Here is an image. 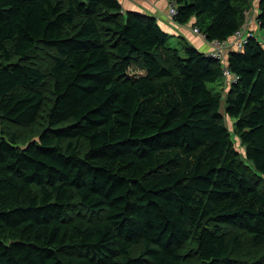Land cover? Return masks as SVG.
Here are the masks:
<instances>
[{"label": "trees", "instance_id": "trees-1", "mask_svg": "<svg viewBox=\"0 0 264 264\" xmlns=\"http://www.w3.org/2000/svg\"><path fill=\"white\" fill-rule=\"evenodd\" d=\"M168 1L207 43L253 2ZM246 34L223 95L220 62L119 0H0V264H264V44Z\"/></svg>", "mask_w": 264, "mask_h": 264}, {"label": "crops", "instance_id": "crops-1", "mask_svg": "<svg viewBox=\"0 0 264 264\" xmlns=\"http://www.w3.org/2000/svg\"><path fill=\"white\" fill-rule=\"evenodd\" d=\"M119 2L122 6V13L135 12L145 16H152L153 18H155L159 27L162 29L163 32L167 34L169 38V43H174V45L177 46H179V44H187L202 53H208L210 51L209 44L205 40L193 34L192 30L195 27L196 23L195 18H192L185 25H178L173 20H170L168 18V0H119ZM257 2L258 0H253V5L251 3V6L245 12L244 23L240 27V29H243L246 33H251L256 36L258 34V31H262L257 26ZM261 44H264V39ZM227 51L229 53L230 51H232V49L229 48ZM227 56L228 54H225V65ZM142 75H144V72H142ZM214 86L219 88V90L215 88H210L214 91V93H220L224 95V93L228 91L223 81L217 83ZM223 110H225L224 102ZM231 121L235 124L234 120Z\"/></svg>", "mask_w": 264, "mask_h": 264}, {"label": "built area", "instance_id": "built-area-1", "mask_svg": "<svg viewBox=\"0 0 264 264\" xmlns=\"http://www.w3.org/2000/svg\"><path fill=\"white\" fill-rule=\"evenodd\" d=\"M175 15H176V8L174 4L169 3L168 18L170 20H173V17ZM192 31L193 34L205 40V37L202 35L201 32L198 31V29L193 28ZM248 38H249V34H246V32L243 29H239L238 31L235 32L233 39L231 41H212L208 43L210 46V51L208 52L207 55L212 59L221 63L222 79L227 89L237 81V77L232 75L231 72L228 70L227 66L225 65L224 62L225 52L229 48H231L233 51L236 52H242L244 50Z\"/></svg>", "mask_w": 264, "mask_h": 264}, {"label": "rangeland", "instance_id": "rangeland-1", "mask_svg": "<svg viewBox=\"0 0 264 264\" xmlns=\"http://www.w3.org/2000/svg\"><path fill=\"white\" fill-rule=\"evenodd\" d=\"M253 5V3H252ZM257 38L260 40V41H263L264 39V31H258V34H257ZM225 54H228V51L225 52ZM39 56V60H37V62L41 65H46L48 62H49V58L50 56L46 55L44 58L41 57L40 55ZM2 58H0V61H1ZM137 69V68H136ZM132 74V73H130ZM210 88H215L217 90H219L218 87H215L214 85H209ZM223 102L224 100L222 99V105L220 106V113L223 117V124L226 126V128L228 129L231 137H232V140L234 142L233 146L235 147V149L241 154V156L243 157V152H244V147L241 146V143H240V140L238 138V136L236 135L235 133V124L232 123V121L230 119L227 118L226 116V113H225V110H223ZM44 110H45V107H44ZM43 110V111H44ZM41 123V122H40ZM44 129H45V126H44ZM260 191L264 193V186L262 183H260Z\"/></svg>", "mask_w": 264, "mask_h": 264}, {"label": "bare ground", "instance_id": "bare-ground-1", "mask_svg": "<svg viewBox=\"0 0 264 264\" xmlns=\"http://www.w3.org/2000/svg\"><path fill=\"white\" fill-rule=\"evenodd\" d=\"M71 141H73V140H71ZM72 143V142H71ZM77 147V146H76ZM72 148V147H71ZM75 149H77V148H75ZM80 149V148H79ZM81 151V150H80ZM170 170V169H169ZM201 195V194H200ZM200 197V196H199ZM205 197H207V196H205ZM189 203V202H188ZM173 205V204H172ZM188 205V204H187ZM203 206V205H202ZM204 209V208H203ZM225 212V211H224ZM201 221V220H200ZM190 228V227H189ZM196 231H197V229H196ZM179 234V233H178ZM189 239H190V237H188ZM125 245V244H124ZM189 245V244H188ZM141 252V251H140ZM212 255V254H211ZM194 260H196V259H194ZM198 261V260H197ZM196 261V262H197ZM201 262V261H200ZM179 263V262H178ZM181 263V262H180ZM206 263V262H205Z\"/></svg>", "mask_w": 264, "mask_h": 264}]
</instances>
